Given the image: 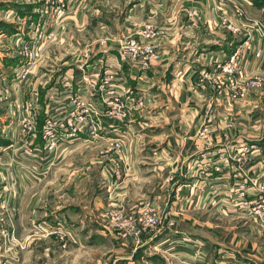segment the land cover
I'll list each match as a JSON object with an SVG mask.
<instances>
[{"label": "crops", "instance_id": "0c3cea01", "mask_svg": "<svg viewBox=\"0 0 264 264\" xmlns=\"http://www.w3.org/2000/svg\"><path fill=\"white\" fill-rule=\"evenodd\" d=\"M139 1L141 3L134 4L136 11L131 10L123 23L125 30H119L117 37L107 32L98 36L92 44L93 49L78 55L76 66L61 71L57 80L48 86H44L47 81L40 80L32 84L33 91L41 88V83L42 89L48 88L42 100L29 98L27 103L32 105V116L41 126L31 132L33 140L35 142L38 134L43 136L49 116L68 121L74 118L72 113L76 106L71 102L72 95L90 98L97 112H92L91 118L99 119L96 115H102V97L108 96L109 91L101 79L112 64L117 74L116 89L131 105L140 95L147 94L145 107L130 110L123 123L105 120L104 129L99 131L97 138L89 134L87 123L58 130L59 145L52 150L44 145L40 151L50 158L57 153L59 164L66 167L64 175L71 173L69 177L59 178L60 202L71 205L65 197L69 194V183L78 187L80 181L93 183L98 177L104 189L103 197L94 191L76 206L83 210L80 214L71 215L69 211L61 214L66 222L67 219L77 220L74 222L80 226L70 225L75 227H68L69 230L80 232L86 227L88 233L103 236L105 232L92 229L95 221L118 237L122 245L131 247V257L121 260L120 264H236L232 260L208 261L207 257L216 244L245 247L246 242L238 231L228 240L225 222H244L251 234L264 230L263 223L228 213L219 202L234 184L235 176L245 174L252 180L264 181V113L260 108L264 104V20L255 15V11L264 13V5L256 4L255 0ZM148 8L149 19H144ZM238 10L242 17H238ZM191 12L200 17L191 16ZM222 16H230L248 27L247 31L253 35L251 49H259L262 58H256L255 52H247L245 29L241 33H231L218 27ZM70 20L65 24L70 30L71 25L80 27L82 24L79 31L88 25H99L96 19L83 18L80 12L78 18ZM147 22L155 24L162 32L163 59L160 63H139L136 70L120 60V46L124 38L135 34L139 26ZM47 30L57 34L53 25ZM237 51L241 54L239 67L243 75L237 74L235 84H231L219 66ZM68 63L60 62L59 65ZM204 73L208 75L206 78L202 76ZM94 78L96 85L92 86L90 80ZM250 79L262 80L263 87L247 89L241 96L240 88L246 87ZM204 129H207L206 137L201 135ZM245 147L248 149L243 152ZM218 154L232 157L231 167L216 163ZM213 164L221 171L213 170ZM60 169L62 174V167ZM48 183L45 182L47 186L53 182ZM50 190L52 187L46 190L47 196ZM35 200L33 196L32 202ZM13 201L10 199L11 212ZM88 201L90 203H86ZM149 207L170 219L154 231L142 234L141 247L137 248L135 241L120 235L114 222L120 217L140 216ZM12 227L11 232L14 231L13 221ZM234 228L232 225L231 229ZM152 242L160 244V249V245L152 247ZM190 244H193L192 250ZM200 246H204L203 252H196ZM18 251L14 244H0V264H13V256ZM190 252L194 255L190 256ZM229 254L222 257L234 259L231 258L234 254Z\"/></svg>", "mask_w": 264, "mask_h": 264}, {"label": "rangeland", "instance_id": "374dc122", "mask_svg": "<svg viewBox=\"0 0 264 264\" xmlns=\"http://www.w3.org/2000/svg\"><path fill=\"white\" fill-rule=\"evenodd\" d=\"M60 1L0 0V25L9 26L7 31L0 26V139L8 142L7 146L0 147V166L2 167L0 170V244H14L19 248L17 254L13 256V260H15L13 264H120L121 260L131 257V247L122 245L118 237L110 234L95 221H93L95 226H92V229L105 232L103 236L88 233L86 227L80 232L72 229V233L69 230L68 227H75L70 225L74 224L77 228L80 226L74 222L77 220L67 219L68 222H66L61 214L66 211H69L71 215L80 214L82 209L76 206L83 203L81 201L86 200L85 197L94 191L96 195L99 194L100 197H103L104 189L98 177L93 183L80 181L78 187L69 183V194L65 197L71 205L60 202L58 197L59 178L69 177L71 173L68 175L65 172L64 175L66 167L64 164H59L57 153L50 158L51 156L40 152L44 149L43 147L47 146V143L39 134L34 142L31 132L38 130L41 126L32 116L30 110L32 105L27 103L31 98L42 100L48 89L45 87V90L42 89L41 83V88L33 91L32 84L40 80V82L47 81L44 86H48L54 79H58V74L61 71L76 66V60L79 59L77 56L86 50V52L91 51L92 44L98 36L111 33L117 37L120 31L123 32L125 29L122 26L129 17L130 11H136L134 4L141 3V1L81 0L82 5L80 6V0H63L65 11L63 15L59 16L55 14V9L62 4ZM97 10L100 11L99 14ZM79 12L83 18L96 19L99 25L95 27L88 25L80 31L78 28H81L82 24L80 27L71 25L70 30L65 24L71 21L70 18H78ZM148 12L149 8L144 13L146 16L144 19H149ZM255 15L264 20V13L255 11ZM52 25L55 27L56 35H52L53 33L49 30L46 31V28ZM11 27L15 31L14 33L9 32ZM42 28L44 31H41ZM40 34L41 38H39ZM12 37L13 39H11ZM31 49L38 50V57L34 70L26 79H22L19 73L24 65L25 51ZM2 58H5L4 61ZM66 61H69L67 65H59L60 62ZM58 68L62 69L58 71ZM49 75L53 76L50 78ZM262 100L264 101V92ZM260 108L264 113V104L260 105ZM10 120L13 122L11 123ZM58 145L59 143L56 146ZM38 147L41 149L39 150ZM80 166L82 167L81 164ZM61 167L62 174L60 173ZM83 171L84 168L80 170L81 173ZM47 181L53 183L47 186L45 184ZM48 187H52V190L47 196ZM33 196L36 198L34 202H32ZM68 196L74 200L68 199ZM77 196L78 200H76ZM10 199L14 200L12 212ZM86 203H90V201ZM151 209V207L146 208L144 212ZM155 213L158 214L156 211ZM160 216L162 217L160 226L170 219L168 215ZM12 221L13 232H11ZM232 225H235L234 229H231ZM223 226L227 229L225 230L228 240L233 236L234 231H238L240 238L246 242L245 247L239 249L232 247L231 244H224L228 247L216 244L212 254L205 251L206 254H210L207 257L208 261L232 260L236 264H264V230L259 234H251L248 225H245L244 222L239 224L225 222ZM3 230L6 233H1ZM154 230L155 228H152L151 231ZM81 236L82 239H79ZM136 244L142 243L139 241ZM151 245L154 247L160 244L152 242ZM192 245L190 244L191 250ZM160 247L161 245L159 249ZM184 248L186 249V247ZM256 252H258L257 257L255 256ZM229 253L234 254L231 257L234 259L222 257L230 256ZM192 255L194 254L190 252V256Z\"/></svg>", "mask_w": 264, "mask_h": 264}, {"label": "built area", "instance_id": "2783aa9c", "mask_svg": "<svg viewBox=\"0 0 264 264\" xmlns=\"http://www.w3.org/2000/svg\"><path fill=\"white\" fill-rule=\"evenodd\" d=\"M62 4L55 9V14L59 16L64 14L65 5L63 0L60 1ZM193 17H200L198 13L191 12ZM238 17H242L241 10L237 11ZM218 27H221L231 33H241L245 29V33L248 36L247 42V52H255L256 58H262V52L258 50L251 49L252 32H248L245 25L234 20L230 16H222L218 22ZM45 28V25H44ZM44 28L41 31H44ZM40 30L38 29V32ZM53 35V34H52ZM41 34L39 38H41ZM120 60L127 62L131 65V68L138 69V64H153L160 63L163 59V49L162 47V32L153 23L147 22L139 26L135 34L129 35L122 40V45L120 46ZM240 52H236L228 61L225 62L223 66H219L222 73H224L231 84H235V77L237 74L243 75L240 69L239 57ZM38 57V50L31 49L25 51V61L23 67L20 69L19 75L22 79H26L27 76L34 70L35 62ZM112 65V64H111ZM110 65V70L101 79L103 85L109 88L107 93L108 96L102 97L101 106L103 109L102 115H96L99 119L91 118V113L96 112V107L89 102L90 98H86L82 94L72 95L70 97L71 102L76 109L72 113L71 120H61L53 115L49 116L43 128V139L47 143L46 148L52 150L59 143L61 136L58 130L65 131L73 127H77L80 123H87L86 129L93 138L99 137V131L104 129V121L109 122H119L123 123L127 120L130 110L141 109L145 107V101L147 94L140 95L139 98L134 102L133 105L129 101L124 99V94L116 89L115 79L117 74L113 71ZM203 78H206L207 73L202 74ZM83 80L86 81L85 76ZM91 81V85H96V79ZM71 82V81H69ZM263 87V82L260 79H250L246 87H241V96L246 92L247 89H259ZM87 91V90H86ZM97 97V96H95ZM98 108V112H99ZM101 120V121H100ZM32 123V122H31ZM35 128V127H34ZM207 129L202 130L201 135L206 137ZM71 135V134H70ZM243 152L247 151V147L244 148ZM219 160L216 163L222 162L225 167H231L232 157L224 156L218 154ZM238 160H240L238 158ZM213 170L221 171L218 166H214ZM234 184L229 187L225 192L221 200L222 208L228 213L239 214V216L256 220L264 224V181L259 179H250L247 175L235 176ZM224 210V211H225ZM166 215V214H165ZM162 223V217L155 213V210L151 209L144 212L140 216H130L127 218L116 219L114 222L115 229L120 231L126 239H131L135 243L139 242L140 236L144 233L149 232L152 228L160 226ZM141 244H135L138 248ZM141 247V246H140ZM204 246L197 247L198 250L203 252Z\"/></svg>", "mask_w": 264, "mask_h": 264}, {"label": "trees", "instance_id": "16d2710c", "mask_svg": "<svg viewBox=\"0 0 264 264\" xmlns=\"http://www.w3.org/2000/svg\"><path fill=\"white\" fill-rule=\"evenodd\" d=\"M255 3L258 4V5H264V0H255ZM0 26H1V28H3L6 31L9 28V26L8 25H5V24H1ZM11 28L9 29V32L10 33H14L15 31L13 30V28L12 29ZM7 145H8V142L7 141L0 139V147L1 146H7Z\"/></svg>", "mask_w": 264, "mask_h": 264}]
</instances>
